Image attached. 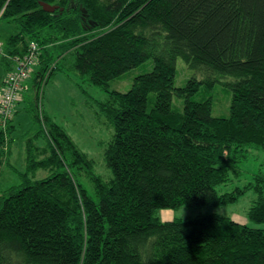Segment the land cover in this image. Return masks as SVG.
<instances>
[{
	"label": "trees",
	"instance_id": "16d2710c",
	"mask_svg": "<svg viewBox=\"0 0 264 264\" xmlns=\"http://www.w3.org/2000/svg\"><path fill=\"white\" fill-rule=\"evenodd\" d=\"M40 2L59 9L45 12ZM2 20L14 25L2 42L5 71L35 41L41 54L34 78L44 76L43 86L66 71L109 92V82L129 70L148 60L152 68L98 105L113 128L107 182L31 99L49 158L63 167L0 194V264H264V228L214 213L155 216L231 204L243 194L216 188L247 147L264 149V0H0ZM178 58L200 79L176 87ZM217 83L231 92L227 117L212 115L208 97L197 99L200 87L211 91ZM174 97L182 99L180 111ZM13 119L0 127V166L10 154ZM32 143L28 169L49 166L35 162ZM250 185L256 199L247 217L264 223V174Z\"/></svg>",
	"mask_w": 264,
	"mask_h": 264
},
{
	"label": "rangeland",
	"instance_id": "374dc122",
	"mask_svg": "<svg viewBox=\"0 0 264 264\" xmlns=\"http://www.w3.org/2000/svg\"><path fill=\"white\" fill-rule=\"evenodd\" d=\"M13 33L14 25L12 23L0 21L1 42H4ZM151 68L152 60H148L129 70L122 78L109 82V93L81 82L73 72L66 71H55L43 86L44 76L37 77V80L34 78V73L38 70L37 67L27 79L28 91L26 89V93L22 95L21 102L18 104L19 108L16 107L19 112L14 115L13 119L15 129L11 136L13 142L10 145V154L7 156V161L0 166V194L12 186H18L22 178L42 179L54 170L63 167L57 159L52 161L49 158L53 155L51 148L44 134L38 133L40 126L34 122L33 115L28 110V106L33 104L32 98L37 103L38 109L41 105L44 114L67 133L75 147L89 162L92 174L101 181L107 182L110 179V171L105 164L104 152L111 139L113 128L98 105L108 101L111 98V92H125L136 75L149 71ZM4 73L5 69L0 62V82ZM193 77L199 80L201 76L189 69L183 60L178 58L176 60L175 86L182 87ZM40 81L41 83H39ZM31 85H33L32 91H29ZM37 86L38 90L35 92ZM202 87L199 88L197 99L208 97L211 101L212 115L227 117L231 100L230 90L220 83L213 86L211 91ZM36 93H38L37 97ZM24 99H26L27 105L23 103ZM172 106L175 110L180 111L182 99L174 97ZM30 139L33 141L30 149L34 153L35 162L45 161L49 166L28 169L26 143ZM244 153L245 157L240 158L236 166L228 170L226 181L216 188L219 193L232 192L236 189L243 191L236 202L220 206H182L177 209H159L155 212V216L160 221H170L173 219L187 220L199 214L214 213L229 217L249 227L264 228V223L251 222L247 217L248 210L256 199L250 184L255 181L256 174H264V149L250 146L245 149ZM80 180L87 190L93 191L94 185L89 176L82 173Z\"/></svg>",
	"mask_w": 264,
	"mask_h": 264
},
{
	"label": "built area",
	"instance_id": "2783aa9c",
	"mask_svg": "<svg viewBox=\"0 0 264 264\" xmlns=\"http://www.w3.org/2000/svg\"><path fill=\"white\" fill-rule=\"evenodd\" d=\"M2 54L3 45L0 41V55ZM40 54L38 43L29 41L25 53L11 60L10 67L0 82V127L6 126V122L13 118L16 107L26 92V81L37 69Z\"/></svg>",
	"mask_w": 264,
	"mask_h": 264
},
{
	"label": "water",
	"instance_id": "95a60500",
	"mask_svg": "<svg viewBox=\"0 0 264 264\" xmlns=\"http://www.w3.org/2000/svg\"><path fill=\"white\" fill-rule=\"evenodd\" d=\"M39 4L42 7L43 11L49 12V13H52L56 9H59L57 5H51V4L46 3V2H40ZM60 10H62V8H60ZM82 14H83L82 19L85 21L87 14H86V11L84 9H82ZM88 23H89L88 26L95 24L94 21H92V20H89Z\"/></svg>",
	"mask_w": 264,
	"mask_h": 264
},
{
	"label": "crops",
	"instance_id": "0c3cea01",
	"mask_svg": "<svg viewBox=\"0 0 264 264\" xmlns=\"http://www.w3.org/2000/svg\"><path fill=\"white\" fill-rule=\"evenodd\" d=\"M2 65H3V63H2ZM4 67V66H3Z\"/></svg>",
	"mask_w": 264,
	"mask_h": 264
}]
</instances>
